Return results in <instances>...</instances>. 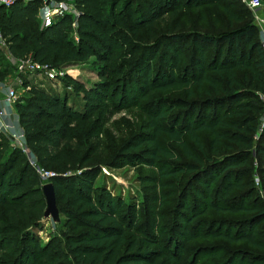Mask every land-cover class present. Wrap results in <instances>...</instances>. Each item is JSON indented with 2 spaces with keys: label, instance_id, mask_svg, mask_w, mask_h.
<instances>
[{
  "label": "trees",
  "instance_id": "16d2710c",
  "mask_svg": "<svg viewBox=\"0 0 264 264\" xmlns=\"http://www.w3.org/2000/svg\"><path fill=\"white\" fill-rule=\"evenodd\" d=\"M50 1H70L75 15L65 14L43 27L38 17L43 0L0 7L5 52L13 60L60 70L93 59L96 81L86 87L65 74L55 82L63 85L61 94L29 85L24 97L13 102L16 125L34 166L0 135V264H155L162 256L177 262L175 254L167 255L164 246H158L159 231L156 238L153 227L150 233L139 231L151 220L134 204L124 205L92 186L101 161L88 143L99 138L106 122L107 107L102 105L110 103L112 93L124 103H147L155 94L169 93H183L184 99L154 100L147 132L125 142L109 167L140 163L152 169L157 180L189 176L173 227L190 224L194 230L196 215H205L207 209L250 215L249 221L216 236L228 245L243 244L264 254V243L252 233L256 225L264 226V206L250 201L251 180L243 181L252 172V157H260L264 170V125L261 132L257 129L264 111V51L251 11L244 5L236 12L223 8L226 25H220V34L188 36L178 34V24L171 22L185 2L196 8L200 0ZM187 40L188 63L178 72V45ZM206 47L213 49L209 63ZM3 53L0 48V83L14 69ZM68 90L80 95L79 110L67 103ZM194 94L203 98L193 99ZM173 109L177 113L168 118ZM200 133L207 137L206 147ZM163 138L172 149L160 144ZM37 169L52 176L42 180ZM45 183L52 186L64 232L60 239L49 234L41 244L37 234L43 227ZM192 235H198L197 230ZM236 252L224 263L234 264L240 257ZM263 259L253 256L248 261L264 264Z\"/></svg>",
  "mask_w": 264,
  "mask_h": 264
},
{
  "label": "rangeland",
  "instance_id": "374dc122",
  "mask_svg": "<svg viewBox=\"0 0 264 264\" xmlns=\"http://www.w3.org/2000/svg\"><path fill=\"white\" fill-rule=\"evenodd\" d=\"M122 1L123 0H120V3H122ZM139 2L140 0H134L135 4ZM197 2H199V0H197ZM63 3L70 12H73L70 1ZM120 3H118L116 8L120 7ZM259 3L260 7L256 13L264 17V0H259ZM241 5L245 6L244 0H200L196 8L189 7L191 4L185 2L184 8L178 9V14L172 20L171 24L175 22L178 24V34L189 36L191 33H200L215 37L216 34L221 33L220 25H226L222 9L226 8L231 12H236ZM251 22L253 23L252 19ZM257 39V36L254 35V40ZM190 48V40L184 41L182 44L178 45V49L181 52V58L177 68L178 72L187 65ZM205 50V62L207 61L206 63H209L213 55V49L211 47H206ZM224 50L225 48L223 47L221 51L222 54ZM156 60L157 58L154 60V67ZM253 60L254 57H252V61ZM93 61V59H90L83 64H74L64 67L62 71L65 72L68 77L76 79L88 87L91 83L96 81V67ZM9 65H11L12 68L14 67L12 62H9ZM8 73L7 77L0 83V95H3L5 89H12L15 92V98L12 102H15L17 98L24 97L29 85L44 89L50 88L51 91L57 94L63 92L62 84H49L40 74H29V76L26 77L23 76V74H19L23 77L24 82H26L25 85H22V79L17 76L18 74L11 71V69ZM209 74L213 75L212 73ZM66 93L68 94L67 103L75 104V109L79 110L81 105L79 101L80 95L75 94L73 90H68ZM112 95L114 97L111 99L107 97L110 103H103L102 105L107 107V111L104 112L106 122L100 131L99 138L91 140L88 143V145L92 146L97 151L96 160L101 161L100 171L95 176L92 186L96 191L102 190L109 192L114 199H120L124 205L134 204L136 210L144 219L151 220L149 221V225L143 226L139 231L142 233H150V227H153L152 234L154 238H156L155 236L159 231L161 235L158 246H164V250L168 252L167 255L170 254L172 256L175 254L177 259V262H172L168 257L162 256L155 261V264H225L224 261L226 257L234 251L238 253L236 256H240L236 259L237 261L234 264H250L248 259L251 260L253 256H264L262 250H255L243 244L228 245L216 236V233L225 232V230L227 231L231 226L239 222L245 223L249 221L250 215L215 214L210 209H207L205 215H196L193 222H198V225L194 230L190 229L193 227L190 224L183 228L182 226L173 227L172 223L176 220V212L179 210L178 204L181 200V193L186 190L188 186L187 183L190 181L189 176H179L175 180L172 178L157 180L155 172L140 163H132L129 165L127 163H121L119 167H109L110 161L115 157V154L125 142L134 139L138 135H143L145 131L147 132V114L152 112L150 110L154 111V108L151 107L152 102L157 99L180 101L184 99L183 93H169L165 95L155 94L149 98L147 103L143 101L134 102L131 99L124 103L121 102V100L119 101V95H114V93H112ZM112 95L110 93V96ZM192 98L201 99L203 95L200 94L196 96L194 94ZM12 102L3 103L5 123L8 125L10 133L14 132L17 127ZM119 103H121V106L115 108ZM211 110L212 109H209L207 114H211ZM175 113H177V109H173V111L168 114V118H171ZM263 125L264 119H260L257 128L258 132H261ZM258 132L254 139L257 138ZM199 136L200 141L204 147H206V135L200 133ZM160 144L165 148L172 149V146L167 142L166 138L161 139ZM13 145L14 144L11 142H8L10 149H16ZM28 152L29 150L27 149L26 153ZM23 156L27 159L25 154H23ZM249 162L252 167V172L242 180L244 182L246 180H251L249 184L250 191L252 192L250 201L252 200L256 204L264 206V170L260 169V157H252ZM147 179H153L154 181H148ZM214 187L215 185L212 187V190ZM237 195V192L231 194L233 197ZM190 201L191 200H189V203ZM222 202L223 201H220V204H222ZM62 221L63 218L60 215H58L57 224L51 223L49 219H43L42 231L37 234L39 242L41 244L47 242L50 238L49 234H56L59 236V233H63L64 229L61 227ZM173 228H175L176 231L172 235ZM196 230L198 235L194 237L192 234ZM252 233L256 240L264 243L263 225L260 224L253 227ZM60 238L59 236V239ZM148 248L154 250V246Z\"/></svg>",
  "mask_w": 264,
  "mask_h": 264
},
{
  "label": "built area",
  "instance_id": "2783aa9c",
  "mask_svg": "<svg viewBox=\"0 0 264 264\" xmlns=\"http://www.w3.org/2000/svg\"><path fill=\"white\" fill-rule=\"evenodd\" d=\"M17 1H21V0H0V7L7 9ZM28 1L31 0H22L21 2H28ZM244 3L245 6L252 13L253 25L256 28L259 36L260 47L264 51V17L256 13L258 11V8L260 7L259 0H244ZM72 11L73 12H70L67 6L62 2L57 3V2H52L50 0L47 1L44 0L42 2V6L39 7L38 9V17L40 19L41 25L43 27H47L55 18L62 17L63 15L69 13L75 14L74 10ZM0 48L4 52L3 55L5 59L9 62H12V64L14 65L13 72H15L18 75L23 73L40 74L44 77L46 81L51 82L52 84L65 76V72H63L60 69L51 68L46 65H39L27 60H13L7 54V52H5V47L1 36H0ZM14 98H15V92L12 89H5L3 91V95H0V135H4L5 137H7L9 142L14 144L13 146H15L17 150H19L22 154H25L27 156V160L30 163V165L34 166L33 165L34 162L31 159L29 152L26 153L27 149L26 146L24 145L23 136L19 131V129L16 127V130L10 133L9 127L5 123L3 103L4 102L10 103L14 100ZM262 119H264V111H263ZM36 173L39 175L40 179L42 180L50 178L52 176V174L44 172L40 169H37Z\"/></svg>",
  "mask_w": 264,
  "mask_h": 264
},
{
  "label": "water",
  "instance_id": "95a60500",
  "mask_svg": "<svg viewBox=\"0 0 264 264\" xmlns=\"http://www.w3.org/2000/svg\"><path fill=\"white\" fill-rule=\"evenodd\" d=\"M41 193L45 202L43 210V219H49L51 223H58V213L55 207L54 194L50 183H45L41 186Z\"/></svg>",
  "mask_w": 264,
  "mask_h": 264
}]
</instances>
